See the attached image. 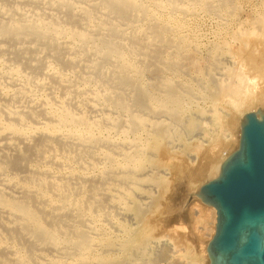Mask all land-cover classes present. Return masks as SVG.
<instances>
[{
    "label": "bare ground",
    "instance_id": "1",
    "mask_svg": "<svg viewBox=\"0 0 264 264\" xmlns=\"http://www.w3.org/2000/svg\"><path fill=\"white\" fill-rule=\"evenodd\" d=\"M169 8L174 12L184 7L179 0H0V238L26 245L31 259L38 256L49 264L54 258L74 257L94 248L97 225L68 210L70 194L112 195V201L127 210L148 161L145 144L138 141L141 138L131 142L129 133L145 130L156 146L162 141L172 143V123L181 124L183 94L167 81L148 87L136 83L144 72L139 64L153 65L165 51L182 50V43L169 36V26L159 14ZM51 59L59 66L51 68ZM183 59L164 65L179 66ZM242 70L218 83L212 100L222 95L233 109L241 111L259 98L264 107V86L258 87ZM130 89L129 101L126 91ZM156 90L162 97H156ZM135 107L148 110L155 120L135 112ZM161 115L172 122L157 119ZM196 126V121H189L186 129ZM115 130L120 140L109 135ZM237 131L238 148L242 125ZM224 161L211 159L194 176L198 180L218 176ZM73 166L79 170H71ZM42 192L58 195L61 203L51 204L50 197H41ZM102 200L93 197L83 206L98 214ZM132 230L120 245L123 255L109 256L101 264H130L135 251L148 248L153 241L149 231ZM17 257L8 247L0 248V264H18L21 258Z\"/></svg>",
    "mask_w": 264,
    "mask_h": 264
},
{
    "label": "rangeland",
    "instance_id": "2",
    "mask_svg": "<svg viewBox=\"0 0 264 264\" xmlns=\"http://www.w3.org/2000/svg\"><path fill=\"white\" fill-rule=\"evenodd\" d=\"M225 2L224 0H201L199 2L198 0H179V5L188 8V11L184 8L174 12L170 8L159 11L162 20L169 26V36L182 43V50L177 53L172 50L165 51L166 54L163 52L161 59L153 65L148 62L137 64L138 67L142 65L140 68L144 69V72L137 77L136 83L141 87H148L151 83L160 86L165 81L174 84L183 94V105L179 111L181 124L172 123L173 129L170 138L172 143L170 144L162 141L160 145L156 146L153 140L148 139L149 134L145 130L138 131L137 135L129 133L128 140L133 141L141 138L138 141L145 144L147 154L145 156L148 161L145 162L138 176L143 178L139 185L140 188L137 189V192L132 191L133 195H131L130 201H127L126 211L120 209V205L112 201V195L110 197L102 193L69 195L68 210L70 209L69 211L74 213V216L85 217L94 227L97 225L94 248L81 254L77 253V256L74 254V257L71 255L72 258L71 256L54 258L49 264L57 262V264H71L72 262V264H83L82 261L87 262L88 260L92 264H101L110 257H120L123 255L120 245L128 236L127 232L132 228V231H138L137 233L144 230L149 231L150 239L153 241L144 252L135 251L136 254L133 253L134 256L131 257L130 264H154L155 262V264H207V255L204 249L211 238L210 233L217 222V215L215 210L204 204L196 193L206 181L217 176L209 178V180L208 178L198 180L194 175L209 160L224 161L227 155L229 156L236 150L237 137L235 135L237 136V130L241 126L240 121L247 113L264 111V107L258 101L259 98L247 103L241 108V111L233 109L227 103V97L220 95L217 101H213L211 98V93L217 90L218 83L227 81L232 72L241 68L245 72L247 71V75L254 78L258 87L264 86V0H228ZM204 3L206 4L204 5ZM181 59L184 60L182 65H164L169 61L171 63L181 62ZM49 65L51 68H56L59 63L57 60L51 59ZM40 93L38 92L39 97L42 95ZM161 94L160 90L155 91L156 97H162ZM126 96L130 101L133 96L131 89L126 91ZM99 106L102 107L101 104ZM134 111L155 120L152 113H147L148 110H139L135 107ZM215 113L221 117V123L216 121ZM157 119L172 122L163 115L157 116ZM189 121H196L197 126L188 131L186 126ZM109 135H112L111 137L115 140H120L118 139L120 135L116 130ZM61 159L63 158L61 157ZM150 159L152 160L150 161ZM71 170L79 169L77 166H73ZM53 171L57 173L56 169ZM55 195L42 192L41 197L51 198V204L59 205L61 200L58 195ZM93 197L103 199L98 214L84 208L87 201ZM76 201L81 204L80 208L76 206ZM138 204L139 206H137ZM136 207H140L141 212H138ZM75 209L76 211H74ZM96 216H100L99 219ZM8 240L0 238V245H4L0 248L8 247L14 251L16 257L23 260V262L20 260L18 264L45 262L38 256L31 259L26 245L20 241ZM98 240L101 241V244L98 243Z\"/></svg>",
    "mask_w": 264,
    "mask_h": 264
},
{
    "label": "water",
    "instance_id": "3",
    "mask_svg": "<svg viewBox=\"0 0 264 264\" xmlns=\"http://www.w3.org/2000/svg\"><path fill=\"white\" fill-rule=\"evenodd\" d=\"M241 125L239 147L196 193L217 210L209 264H264V111L247 113Z\"/></svg>",
    "mask_w": 264,
    "mask_h": 264
}]
</instances>
